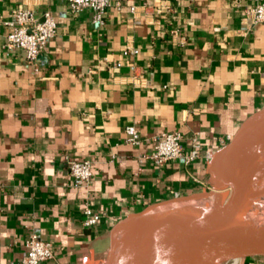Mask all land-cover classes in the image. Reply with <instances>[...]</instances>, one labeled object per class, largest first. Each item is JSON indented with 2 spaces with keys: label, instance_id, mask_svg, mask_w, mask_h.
Returning a JSON list of instances; mask_svg holds the SVG:
<instances>
[{
  "label": "crops",
  "instance_id": "obj_1",
  "mask_svg": "<svg viewBox=\"0 0 264 264\" xmlns=\"http://www.w3.org/2000/svg\"><path fill=\"white\" fill-rule=\"evenodd\" d=\"M256 1L111 0L95 25L63 0H0L3 19L24 8L57 25L35 65L2 49L0 26V264H18L32 234L51 246L41 264H104L116 224L223 190L217 157L264 108V23L245 15ZM173 132L210 158L155 166L153 139ZM68 161L90 162L89 185L72 186ZM85 207L101 217L92 228Z\"/></svg>",
  "mask_w": 264,
  "mask_h": 264
},
{
  "label": "water",
  "instance_id": "obj_2",
  "mask_svg": "<svg viewBox=\"0 0 264 264\" xmlns=\"http://www.w3.org/2000/svg\"><path fill=\"white\" fill-rule=\"evenodd\" d=\"M263 123L264 108L247 118L219 153L217 167L223 187L221 192L181 198L191 200L212 196L218 198L216 208L210 210L197 208L196 211L177 219L159 231L157 230L166 221V212L151 213L147 216L146 214L166 204L148 208L137 220L125 219L111 230L109 249L104 264H187L204 249L210 248L213 245L211 239L213 230L220 224L239 217L253 205L254 190L249 186L251 182L249 175L251 170L262 161L251 153L245 163L236 168L237 163L233 160V156L236 149L247 140L255 137L261 143L263 135L260 130ZM231 160H233L232 163H230ZM170 202L172 201L168 203ZM122 230H131L133 235L123 249L117 250L116 238ZM255 243L257 259H245L233 264H260L264 261L263 227L259 230ZM235 254L240 255L242 252ZM227 258H220L217 262L222 264L229 260Z\"/></svg>",
  "mask_w": 264,
  "mask_h": 264
},
{
  "label": "built area",
  "instance_id": "obj_3",
  "mask_svg": "<svg viewBox=\"0 0 264 264\" xmlns=\"http://www.w3.org/2000/svg\"><path fill=\"white\" fill-rule=\"evenodd\" d=\"M71 15H78L85 10L91 11V20L95 25L102 24V17L111 0H63ZM131 11L134 8L130 9ZM245 15L250 21V26L264 23V0H257L253 6L245 10ZM0 26L7 29L2 49L5 52L19 51L24 54L25 60L35 65L39 54L46 43L57 32V25L48 12L36 18L31 11L18 8L11 12L8 19L0 15ZM136 54V51L132 52ZM126 54V53H124ZM124 142L130 146L141 144L138 131L134 125L124 128ZM181 134L178 132L164 133L153 139V151L147 157L157 167H163L168 162L179 161L187 166L203 157L210 158L208 153H202L195 140L188 151L181 146ZM68 173L72 186L75 188L86 187L92 178V168L89 161H68ZM100 215L94 213L89 207L82 210V225L92 228L100 221ZM25 255L18 264H41L53 258L51 246L42 241L35 234L25 241Z\"/></svg>",
  "mask_w": 264,
  "mask_h": 264
},
{
  "label": "bare ground",
  "instance_id": "obj_4",
  "mask_svg": "<svg viewBox=\"0 0 264 264\" xmlns=\"http://www.w3.org/2000/svg\"><path fill=\"white\" fill-rule=\"evenodd\" d=\"M261 125L260 131L264 138V123ZM259 143V140L255 137L247 140L236 149L233 156V160L237 163L236 168L245 163L251 153H254L256 156L258 155V158L262 161L251 170L249 175L251 177L249 186L254 190L253 205L246 209L239 217L224 222L215 228L211 233L213 245L208 249H204L187 264H221V262L217 261L220 258L224 259L227 257H229L227 258L229 260L226 261L232 260L235 262L239 258V254H235L236 252L255 250L256 236L259 230L262 227L264 228V143L261 146H259ZM258 146L259 148H257ZM256 148L257 152H255ZM229 166L232 168V164ZM175 203L177 204L166 212V221L157 231L169 226L177 219L196 211L197 208L204 210L216 208L218 198H214L213 201L191 199ZM131 236V232H129L122 239L118 248L116 241L117 250L123 249L128 244Z\"/></svg>",
  "mask_w": 264,
  "mask_h": 264
},
{
  "label": "rangeland",
  "instance_id": "obj_5",
  "mask_svg": "<svg viewBox=\"0 0 264 264\" xmlns=\"http://www.w3.org/2000/svg\"><path fill=\"white\" fill-rule=\"evenodd\" d=\"M253 135V134H252ZM264 143V138L261 139V143H260V146L261 144ZM255 152H257V148L255 149ZM258 157V155H257ZM196 200H200V199H204V200H210V201H213L214 197L212 196H208V197H197V198H194ZM189 200V199H188ZM184 201H187V199H181V200H175V201H172L168 204H172V203H175V202H184ZM252 206V205H251ZM250 206V207H251ZM241 252H244V251H241ZM245 259H249V258H246V257H243L242 254L239 255V258L235 261L236 263H239L240 261H243ZM250 259H257V257H254V258H250ZM234 263V261L230 260V261H226L224 262V264H232Z\"/></svg>",
  "mask_w": 264,
  "mask_h": 264
}]
</instances>
